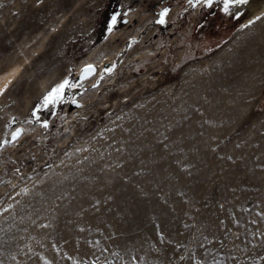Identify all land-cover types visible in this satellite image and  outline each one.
Here are the masks:
<instances>
[{"label": "rangeland", "instance_id": "374dc122", "mask_svg": "<svg viewBox=\"0 0 264 264\" xmlns=\"http://www.w3.org/2000/svg\"><path fill=\"white\" fill-rule=\"evenodd\" d=\"M218 2L0 0V264H264V17Z\"/></svg>", "mask_w": 264, "mask_h": 264}, {"label": "snow or ice", "instance_id": "6c2138e0", "mask_svg": "<svg viewBox=\"0 0 264 264\" xmlns=\"http://www.w3.org/2000/svg\"><path fill=\"white\" fill-rule=\"evenodd\" d=\"M212 0H208V3L211 4ZM237 3H246V0H224V11L228 12L229 8L233 4ZM168 9H164L161 13V19L158 21L159 23H164V16L167 14ZM116 17H113V22H115ZM93 69L92 65H88L85 68V72H89ZM106 71H111V69H106ZM69 84L68 80H65L63 83L57 85L55 88L52 89L50 93H48L47 96H45V104H48L49 102H54L55 100L60 99V94L62 93L63 89ZM45 127L47 124L45 123ZM20 130L18 129L16 133H13V139H16L18 136Z\"/></svg>", "mask_w": 264, "mask_h": 264}, {"label": "water", "instance_id": "95a60500", "mask_svg": "<svg viewBox=\"0 0 264 264\" xmlns=\"http://www.w3.org/2000/svg\"><path fill=\"white\" fill-rule=\"evenodd\" d=\"M224 8V0H218ZM264 6V0H246V3L233 4L229 8V13L236 19L240 20L242 25L244 20L255 15Z\"/></svg>", "mask_w": 264, "mask_h": 264}, {"label": "bare ground", "instance_id": "6f19581e", "mask_svg": "<svg viewBox=\"0 0 264 264\" xmlns=\"http://www.w3.org/2000/svg\"><path fill=\"white\" fill-rule=\"evenodd\" d=\"M264 17V6L255 15L244 20L243 25L252 21L261 20Z\"/></svg>", "mask_w": 264, "mask_h": 264}, {"label": "crops", "instance_id": "0c3cea01", "mask_svg": "<svg viewBox=\"0 0 264 264\" xmlns=\"http://www.w3.org/2000/svg\"><path fill=\"white\" fill-rule=\"evenodd\" d=\"M244 25H246V24H244ZM243 25V26H244ZM238 36V37H237ZM237 36L235 37V38H233V40H246V39H248L246 36H243V38H239V37H241V36H239V34H237Z\"/></svg>", "mask_w": 264, "mask_h": 264}]
</instances>
